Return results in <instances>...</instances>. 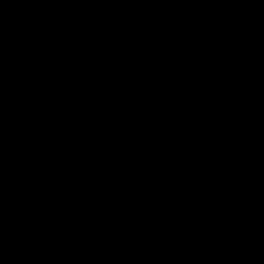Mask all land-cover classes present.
Masks as SVG:
<instances>
[{
    "label": "water",
    "instance_id": "1",
    "mask_svg": "<svg viewBox=\"0 0 264 264\" xmlns=\"http://www.w3.org/2000/svg\"><path fill=\"white\" fill-rule=\"evenodd\" d=\"M0 264H264V0H0Z\"/></svg>",
    "mask_w": 264,
    "mask_h": 264
}]
</instances>
